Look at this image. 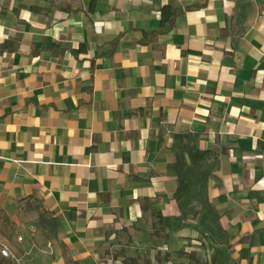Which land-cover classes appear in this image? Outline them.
I'll return each instance as SVG.
<instances>
[{
    "label": "crops",
    "instance_id": "obj_1",
    "mask_svg": "<svg viewBox=\"0 0 264 264\" xmlns=\"http://www.w3.org/2000/svg\"><path fill=\"white\" fill-rule=\"evenodd\" d=\"M0 240L25 264H264V0H0Z\"/></svg>",
    "mask_w": 264,
    "mask_h": 264
},
{
    "label": "rangeland",
    "instance_id": "obj_2",
    "mask_svg": "<svg viewBox=\"0 0 264 264\" xmlns=\"http://www.w3.org/2000/svg\"><path fill=\"white\" fill-rule=\"evenodd\" d=\"M184 177L182 179L181 190H180V204L184 210V214L188 215H199L202 212H207V215L210 213L211 205L209 203L208 195H207V185L202 181L200 176L194 177L191 175L187 177L188 168H183ZM1 244H6L10 247L13 256L4 257L2 256L7 264H25L22 262L18 256V252H16V246L12 243L7 244L0 240Z\"/></svg>",
    "mask_w": 264,
    "mask_h": 264
},
{
    "label": "built area",
    "instance_id": "obj_3",
    "mask_svg": "<svg viewBox=\"0 0 264 264\" xmlns=\"http://www.w3.org/2000/svg\"><path fill=\"white\" fill-rule=\"evenodd\" d=\"M19 239L22 240V237H19ZM0 253L4 257H11V256H13L10 247L8 245H6V244H1Z\"/></svg>",
    "mask_w": 264,
    "mask_h": 264
},
{
    "label": "trees",
    "instance_id": "obj_4",
    "mask_svg": "<svg viewBox=\"0 0 264 264\" xmlns=\"http://www.w3.org/2000/svg\"><path fill=\"white\" fill-rule=\"evenodd\" d=\"M171 24H172V21L170 22V24H169V26L167 28H169L171 26ZM159 216L161 218L160 224L161 225H164L163 224V216L161 214H159ZM0 264H7L6 261H5V259L2 256H0Z\"/></svg>",
    "mask_w": 264,
    "mask_h": 264
}]
</instances>
